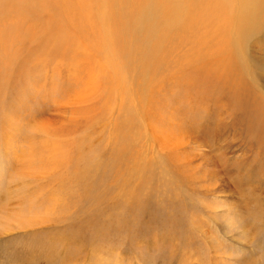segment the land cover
Segmentation results:
<instances>
[{
    "label": "rangeland",
    "instance_id": "rangeland-1",
    "mask_svg": "<svg viewBox=\"0 0 264 264\" xmlns=\"http://www.w3.org/2000/svg\"><path fill=\"white\" fill-rule=\"evenodd\" d=\"M212 26L159 33L147 67L127 32L66 60L8 48L0 264H264V29L233 90Z\"/></svg>",
    "mask_w": 264,
    "mask_h": 264
},
{
    "label": "bare ground",
    "instance_id": "bare-ground-1",
    "mask_svg": "<svg viewBox=\"0 0 264 264\" xmlns=\"http://www.w3.org/2000/svg\"><path fill=\"white\" fill-rule=\"evenodd\" d=\"M171 18H179L180 24ZM208 20L220 34L217 47H223L210 62L213 76L230 80L233 90L238 82L250 87L245 47L264 29V0H0V68L8 72L9 59L18 55L11 50L20 44H28L18 51L23 59L20 64L41 55L73 59L83 42L97 41L89 36L96 31L107 32V38L127 32L132 40L128 43L129 63L141 64L142 60L147 67L155 36L189 26L198 31ZM136 35L141 39L136 40ZM99 42L95 46L98 52L110 45L108 39L99 38Z\"/></svg>",
    "mask_w": 264,
    "mask_h": 264
}]
</instances>
